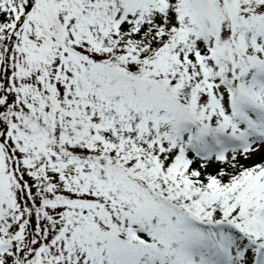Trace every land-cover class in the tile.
I'll use <instances>...</instances> for the list:
<instances>
[{
    "label": "snow or ice",
    "instance_id": "obj_1",
    "mask_svg": "<svg viewBox=\"0 0 264 264\" xmlns=\"http://www.w3.org/2000/svg\"><path fill=\"white\" fill-rule=\"evenodd\" d=\"M0 264H264V0H0Z\"/></svg>",
    "mask_w": 264,
    "mask_h": 264
}]
</instances>
